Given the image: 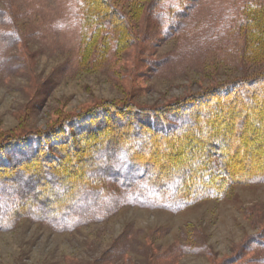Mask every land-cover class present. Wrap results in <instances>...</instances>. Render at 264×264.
I'll return each mask as SVG.
<instances>
[{"label": "rangeland", "instance_id": "rangeland-1", "mask_svg": "<svg viewBox=\"0 0 264 264\" xmlns=\"http://www.w3.org/2000/svg\"><path fill=\"white\" fill-rule=\"evenodd\" d=\"M82 1L0 0V144L91 108H158L264 74V0H116L130 24L101 28ZM262 117L249 112L256 133L236 140L244 167L262 160ZM141 186L101 183L100 204L65 227L0 230V264H264V180L181 210L156 193L137 204Z\"/></svg>", "mask_w": 264, "mask_h": 264}, {"label": "trees", "instance_id": "trees-1", "mask_svg": "<svg viewBox=\"0 0 264 264\" xmlns=\"http://www.w3.org/2000/svg\"><path fill=\"white\" fill-rule=\"evenodd\" d=\"M81 5L99 28L131 22L116 0ZM4 15L0 9V18ZM251 25L255 31L261 26ZM263 82L264 74H258L158 108L110 103L46 130L6 135L0 144V230L22 218L65 227L76 213L100 204L103 182L142 185L137 204L149 203L156 193L166 195L165 208L181 210L224 197L232 184L264 180V146L258 145L257 166L240 165L236 151L237 138L256 133L253 127L247 132L253 119L246 115L264 118ZM194 140L196 149L183 153Z\"/></svg>", "mask_w": 264, "mask_h": 264}]
</instances>
